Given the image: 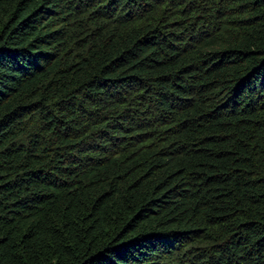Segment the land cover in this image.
Instances as JSON below:
<instances>
[{"label":"trees","instance_id":"16d2710c","mask_svg":"<svg viewBox=\"0 0 264 264\" xmlns=\"http://www.w3.org/2000/svg\"><path fill=\"white\" fill-rule=\"evenodd\" d=\"M0 264H264V0H0Z\"/></svg>","mask_w":264,"mask_h":264}]
</instances>
